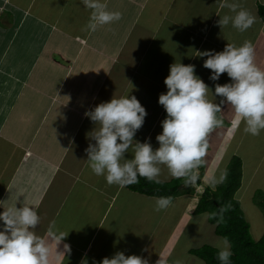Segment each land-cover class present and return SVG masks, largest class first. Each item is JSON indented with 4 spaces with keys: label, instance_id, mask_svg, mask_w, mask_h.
<instances>
[{
    "label": "crops",
    "instance_id": "0c3cea01",
    "mask_svg": "<svg viewBox=\"0 0 264 264\" xmlns=\"http://www.w3.org/2000/svg\"><path fill=\"white\" fill-rule=\"evenodd\" d=\"M123 1L104 0L110 11L121 10ZM126 1L137 11L122 21L126 29L115 43V22L95 32L85 30L90 10L82 0H0V212L18 197V207L23 200L38 206V234L46 235L51 221L68 232L57 252H63L64 243L70 245L71 252L57 259L53 247L52 264H100L118 251L150 260L161 247L152 233H144L150 216L143 210L151 206L147 199L154 204L157 197L109 185L104 176L95 175L85 152L94 141L84 134L79 138L85 124L86 128L96 127L85 116L86 111L109 101L110 96L129 93L127 89L115 94L113 83H109L115 64L124 60L122 66L126 67L129 58L136 61L134 67L138 68L129 73L127 86L146 105V112L151 114L155 107L160 123L166 111L158 99L167 92L164 80L170 65L193 64L199 76L206 69L202 60L207 59L199 52L232 43L228 26L221 29L217 24L220 16L232 15L227 8H220L222 0H166L183 7V12L172 15L166 9L159 20L145 15L136 25L139 29L135 20L147 5L143 0ZM251 1L256 11L257 2L264 5V0ZM256 13L260 25L256 35H250L255 45L256 36L264 34V22ZM247 32L236 34L237 46L248 39ZM136 45L141 49L134 50ZM144 60L145 68L152 64L155 70L144 69ZM105 94L108 100H103ZM223 117L227 120L223 126L229 127L227 135L230 128L236 129L235 114ZM151 127L150 122H144L134 139L144 142ZM225 135L220 141L228 138ZM217 159L212 156L205 174L213 170ZM193 209H189L191 215ZM199 215L202 221L207 219V214Z\"/></svg>",
    "mask_w": 264,
    "mask_h": 264
},
{
    "label": "clouds",
    "instance_id": "9594fccd",
    "mask_svg": "<svg viewBox=\"0 0 264 264\" xmlns=\"http://www.w3.org/2000/svg\"><path fill=\"white\" fill-rule=\"evenodd\" d=\"M90 10L86 31L119 21L120 11H110L104 0H82ZM221 9L227 8L232 15L220 16L217 24L221 29L229 26L245 32L256 22L255 15L239 0H222ZM199 56L207 57L203 67L211 70L210 79L218 81L227 73L230 82L215 84L214 94L209 86L195 73V65L175 62L170 65L164 83L166 93L159 95L158 102L167 113L162 123V132L156 136L159 146L153 148L150 139L135 140L136 132L143 126L147 112L135 95L116 97L101 102L85 116L96 125L85 149L92 172L104 176L109 185L124 188L145 178L156 184L165 183L161 176L164 169L168 176L183 179L185 187H191L200 179L199 168L204 166L210 148V137L223 127V107L235 114V126L244 124V132L253 136L264 131V68L256 59V47L251 40L242 45L227 43L222 51L205 50ZM211 92V96L209 93ZM220 97L219 103L215 98ZM98 126V127H97ZM131 154L129 157L128 154ZM227 178L226 172L209 178V187L216 186ZM17 200L0 212V264H52L53 247L58 259L71 252L64 243L63 252L58 245L67 237L55 221L49 223L46 235L37 233L41 223L38 206L26 200L17 206ZM154 211L166 210L173 205L172 196H161L154 202ZM230 205L221 206L219 212H211L209 218L223 222L224 213ZM217 258L221 264H230L232 256L228 237L219 239ZM146 250V249H145ZM93 264H96L94 261ZM100 264H150L141 255H125L116 252L111 258L104 257ZM155 264H183L180 259L170 261V254H160Z\"/></svg>",
    "mask_w": 264,
    "mask_h": 264
},
{
    "label": "rangeland",
    "instance_id": "374dc122",
    "mask_svg": "<svg viewBox=\"0 0 264 264\" xmlns=\"http://www.w3.org/2000/svg\"><path fill=\"white\" fill-rule=\"evenodd\" d=\"M145 1V10L141 11L140 13L142 16L135 20V26L138 25L139 20L143 19V16L145 15H152V18L160 19L162 11L164 12L166 9L172 13V15H180L181 12H183V7H177V3H173L172 1H168L166 3V0H143ZM242 4V0H239ZM253 1L251 0H245L244 2V7L249 9L256 17V8L254 5H252ZM168 4V5H167ZM167 5V6H166ZM179 6V5H178ZM123 7V8H122ZM131 7V9H130ZM116 8V6H115ZM120 11L122 13V20L116 21L115 22V43H118L117 39L118 36L121 34V30H125L124 24H122L125 18L130 17L134 15V11H137L136 9H133L132 6L130 5L129 1L124 0L123 4H121ZM146 19V17H144ZM83 22V19L80 20ZM158 23L160 21H157ZM260 25L259 20L256 17V22L252 26L253 29H248L247 34H248V39L246 40H251L250 35L252 34L253 36L256 35L255 30L258 29L257 26ZM136 28L139 29L138 26ZM227 31L229 34H232L233 39L230 40V42L234 43V38L236 34H241L238 30L233 28L231 24L228 26ZM136 32V31H134ZM214 34V32L212 31ZM264 35V34H263ZM263 35H257L256 36V45L254 42V45L256 47V59L257 63L260 67L264 68V61L262 60V53L264 51V36ZM141 39L143 38V35H138ZM210 37V36H209ZM210 40V39H209ZM212 41H213V36H212ZM210 43L209 41L207 44ZM206 44V42H205ZM204 46V45H203ZM224 47L226 46V43L223 45ZM223 48H215L212 47L213 51H222L220 49ZM130 48V47H129ZM135 49H141V45L139 46H134L133 48ZM132 51V50H131ZM150 53H152L151 50H149ZM258 55H260L258 57ZM150 55H147V59H149ZM145 58V60H147ZM142 62V65L144 67L145 64ZM205 59L202 60V63L204 62ZM261 60L263 63H261ZM134 60L133 58H129L127 60L130 65H127L126 67L122 66L124 63V60H120L115 64V71L113 72L112 76H110L109 83H113V88H115V94L116 92H123L126 91V93L131 96L132 92L129 90L130 88L127 86V81H129V73L131 74L133 69H137L134 66L137 65L136 61L132 63ZM262 65H261V64ZM202 66V65H200ZM147 69H152L153 65L150 64ZM144 67V69H146ZM144 69L140 70L143 71ZM155 70V68H153ZM206 73V74H205ZM224 77H220L218 81H213L210 79L211 76V70L210 69H205L204 72L199 74V77L204 80V82L209 86L211 91L214 94L215 91V84L220 83H228L229 77L227 76V73H224ZM210 82V83H209ZM109 88V87H108ZM107 88V89H108ZM111 88V87H110ZM106 89V90H107ZM131 92V94H130ZM106 95V94H105ZM132 95H135L133 93ZM211 96V92H210ZM113 96L109 97V100ZM101 98V96H100ZM108 100V96H104L103 100ZM220 97H216L215 100L217 103L220 101ZM146 107V105H144ZM223 107V114L225 117H232L233 111L231 108L225 104ZM157 110L152 108V113L147 112V116L145 117L144 122H150L151 129L149 132H151L149 138L147 137L146 140L150 139V142L153 146V148L156 147V144L158 141L156 140V136L158 132L162 131V123L157 121ZM224 121H227L224 119ZM158 122V123H156ZM235 122V118H234ZM90 123V122H88ZM93 123V122H91ZM87 124L85 126L81 127V133L79 135V138H82V134L85 135L86 139L90 141V135L92 132V129L95 127H90L86 128ZM228 127V126H227ZM223 126L222 128L217 129L210 137V148L208 150V156L206 158V163L204 167L208 165V162L212 161V156L213 160L218 156L217 159V164L213 168L211 172H207V174H204L200 180V184L193 185L195 188V193L192 194H182L178 196L177 198L174 199L173 205L169 207L166 210H162L159 212L154 211V204L152 203V200H149L151 203V206L146 208V210H143L147 213V219L150 221L145 222L146 228L144 229V233L146 234H153V238H155L154 241L158 239V244L161 245L159 248V252L155 255L154 250L149 249L147 251H150L152 254V259H150V264H155V261L159 259L160 254H170V261L180 259L183 264H204V262L194 256L191 255L188 250L189 248H196L199 247L202 244H208L213 247H215L216 242L221 239V236H218L214 233L213 227L211 223L207 221V219L198 218L197 215H191L189 213V209H192L196 205V201L201 194L204 186L208 185L209 186V178L212 177L213 175L219 176L221 172H225V167L227 163L229 162L230 158L232 155H237L241 158L242 161V177H241V184L240 187L237 189L235 192V198L239 200L241 209L244 213L245 219L249 222L250 224V233L251 236L254 240H258L260 236L264 232V212L257 207L253 200L252 197L254 195L255 190L261 189L264 192V131H261L260 135L258 136H253L251 134H247L244 132V124L241 123L239 127L230 128V133L225 135L226 128ZM229 128V127H228ZM225 135L229 138L220 141L221 136ZM147 136V135H146ZM144 136L143 138L145 139ZM78 140V139H77ZM217 154V155H216ZM166 173V174H165ZM167 177L165 180H169L172 177L168 176L167 170L164 169V173L161 176V179H164ZM101 178V177H100ZM105 178V177H104ZM101 182L104 183L103 179L101 178ZM189 208V209H188ZM130 211H128L129 213ZM206 213H202L199 216L203 217ZM157 219L160 221L159 223L157 222ZM199 220V221H198ZM147 238V237H146ZM156 248V247H155ZM217 248V247H215ZM218 249V248H217ZM156 250V249H155ZM145 258H148L146 256Z\"/></svg>",
    "mask_w": 264,
    "mask_h": 264
},
{
    "label": "trees",
    "instance_id": "16d2710c",
    "mask_svg": "<svg viewBox=\"0 0 264 264\" xmlns=\"http://www.w3.org/2000/svg\"><path fill=\"white\" fill-rule=\"evenodd\" d=\"M257 12L264 22V5L257 2ZM166 118L167 113H163ZM242 161L237 155H232L225 167L226 180L217 185L213 190L208 185L204 186L198 197L192 214H207V220L214 225V233L218 236L228 237L231 243L232 256L230 264H264V232L258 240H254L250 233V224L245 219L240 202L235 198V192L240 187L242 177ZM197 185L200 184L202 176L205 174V167L199 168ZM126 189L146 196L161 197L172 196L175 198L182 194H194L195 188L185 187L183 179L165 180L163 184L150 182L145 178H139V182L125 187ZM254 204L264 212V192L257 189L252 197ZM230 205L224 213L223 222L217 223V218H209L211 212H219L221 206ZM219 249L203 244L196 248H190L188 252L200 258L205 264H221L217 258Z\"/></svg>",
    "mask_w": 264,
    "mask_h": 264
}]
</instances>
